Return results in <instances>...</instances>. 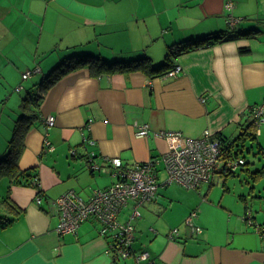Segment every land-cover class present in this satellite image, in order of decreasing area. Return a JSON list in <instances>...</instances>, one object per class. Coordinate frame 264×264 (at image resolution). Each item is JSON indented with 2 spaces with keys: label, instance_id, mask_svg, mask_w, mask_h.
Here are the masks:
<instances>
[{
  "label": "crops",
  "instance_id": "obj_1",
  "mask_svg": "<svg viewBox=\"0 0 264 264\" xmlns=\"http://www.w3.org/2000/svg\"><path fill=\"white\" fill-rule=\"evenodd\" d=\"M229 1L231 10L225 8ZM229 16L241 20L235 29ZM220 32H229V39L203 43ZM187 42L194 48L167 57L171 47ZM87 56L107 62L149 58L155 67L170 58L172 67L155 74L97 73L96 65L84 64L55 78L63 63ZM175 66L181 70L167 76ZM0 72H32L22 81L3 76L4 83L21 92V83L31 79L34 86L24 88L26 96L42 98L30 108L40 118L55 119L50 129L41 119L31 125L19 160L21 169L37 172L42 204L35 202V189H9V179L0 176L6 183L0 200L10 194L0 203V215L14 219L0 228V264H139L134 257L113 260L112 239L100 235L93 218L75 234L59 236L51 201L69 191L88 200L94 190L115 184L106 158H120L125 165L160 158L207 130L235 142L253 123L251 109L264 105V0H0ZM21 113L0 137V159ZM144 124L149 135L138 138ZM159 132L177 136L161 138ZM47 133L54 151L44 146ZM257 145L264 153V122ZM89 153L101 170L90 169ZM258 161L259 167L248 161L233 175L217 170L200 192H185L190 198H173L170 185L162 187L133 219L134 251L149 252L151 264H264V240L256 231L264 224V188L256 183L264 173L252 178L264 168V157ZM229 176L249 186L241 187L239 197ZM219 181L220 197L213 189ZM132 207L131 202L121 212V222L130 219ZM193 211L199 234L186 224ZM174 229L179 235L171 239Z\"/></svg>",
  "mask_w": 264,
  "mask_h": 264
},
{
  "label": "built area",
  "instance_id": "obj_2",
  "mask_svg": "<svg viewBox=\"0 0 264 264\" xmlns=\"http://www.w3.org/2000/svg\"><path fill=\"white\" fill-rule=\"evenodd\" d=\"M233 2L229 1L225 8L231 10ZM241 20L232 16L228 18L230 28H234ZM181 70L175 66L167 76L175 77ZM32 72L23 75L26 79ZM205 103L206 99L201 98ZM253 116L252 129L250 130L259 136L260 126L264 122V105L251 109ZM54 117L43 118L48 129L54 124ZM150 126L144 124L139 126L136 135L143 138L149 135ZM161 138L176 137L172 132H159L155 134ZM85 143L94 145V141L85 140ZM44 146L48 151H54L55 147L49 139V133L44 137ZM245 143H227L223 138L214 136L209 130L199 138L187 139L184 145L175 147L166 152L160 158L150 159L144 162H134L125 165L120 158H106L114 176L117 177L115 184L105 189L94 190L90 199L85 200L75 191H69L55 200L51 201V210L58 218L56 232L59 236L75 234L81 225L93 218L99 223L100 235L110 237L112 242L108 245V251L113 260L127 259L134 257L137 263L147 261L151 264L150 254L147 251L136 252L133 245L135 241V226L133 219L141 217L140 207L151 202L162 187L178 184L188 190H200L209 183L217 170L226 175L235 174L248 164L246 157L241 154ZM71 154L75 155L76 150L72 149ZM94 153L88 154V165L92 171L101 170ZM161 168L165 173L163 181L160 180ZM44 197L37 195L35 202L38 206L42 204ZM133 203L130 219L121 222V212ZM197 216L193 211L186 220L187 226L191 227L193 233H201L202 229L193 225ZM251 214L247 213L245 218L250 219ZM249 222H251L249 220ZM257 234L264 240V224L258 225ZM179 235L178 229L170 233L174 239Z\"/></svg>",
  "mask_w": 264,
  "mask_h": 264
},
{
  "label": "trees",
  "instance_id": "obj_3",
  "mask_svg": "<svg viewBox=\"0 0 264 264\" xmlns=\"http://www.w3.org/2000/svg\"><path fill=\"white\" fill-rule=\"evenodd\" d=\"M230 29H235V27ZM245 33L249 34L251 33V31ZM228 35L229 32L225 34L223 32L216 33L215 35H211L205 38V41H203V43L212 44L221 39L222 40L229 39ZM193 45H194L193 43L187 42L173 46V48L172 47L170 48L171 50L169 51L167 57H172V56L174 57L175 55L191 50L194 48ZM248 51H249L248 49L241 50V52H248ZM171 62L172 61L169 58V60L166 63L155 67L151 64L149 58H142L130 62H115V61L107 62L101 58L92 57V56L75 57V58H71L70 60H68L67 62L61 65V68L59 69L60 72L58 73V75L55 76V78L56 77L59 78L67 71L84 64H90L91 66L96 65L97 73H101L102 71L110 72V73L116 71H120V72L142 71L147 74H155V73H161L162 71L171 68L172 67ZM50 82L51 81L48 82V85L50 84ZM41 98L42 97L40 96V94L39 96H35L34 100H32V98L28 96L23 98L22 103L20 105L22 113L19 116L18 120L16 121L13 137L9 142V145L6 150V154L0 159V176H5L9 179V189H11L12 186L29 187L35 189L37 195L45 197L43 190L40 186V178L37 172L33 169H21L19 166V160L24 150V139L29 128L38 119H41L43 121V118H40L38 113L32 111V109L30 108V105L37 104V102ZM251 126L252 125H249L247 128H245V130L241 133V135L238 137V139L235 142H241L244 144L250 140L253 143L252 144L253 148L256 147L257 149V152L255 154L264 155L263 149L259 145H257V136H255V134L250 131L252 129ZM263 173H264V168L256 170L252 173V178L260 176ZM6 197L0 200L1 204L2 203L5 204L8 202L10 198V194H8ZM13 220L14 219H10L9 217L2 215L0 220V228L11 224Z\"/></svg>",
  "mask_w": 264,
  "mask_h": 264
},
{
  "label": "rangeland",
  "instance_id": "obj_4",
  "mask_svg": "<svg viewBox=\"0 0 264 264\" xmlns=\"http://www.w3.org/2000/svg\"><path fill=\"white\" fill-rule=\"evenodd\" d=\"M7 73V75L5 74ZM28 72H0V137L2 136V134L5 132V130L7 129V126H9V123H14V121L16 120L17 116L20 114V105L22 102V99L27 97V93L26 90H24V88H26L27 86L33 88L34 84L30 83L32 80H26L23 83H21L22 85V90L21 92L17 90L18 86H9V84H5L4 83V78H7L8 80L13 79L14 81H16L19 77V81H22V75L23 74H27ZM36 76V75H34ZM33 76V77H34ZM35 78H40L41 80V76L40 77H35ZM20 84V82L18 83V85ZM29 84V85H28ZM38 92L36 91V94ZM12 120V121H11ZM11 125V124H10ZM14 126V125H13ZM13 126H11L13 129ZM252 142L249 140L245 143V146L241 151V154L246 157V159L250 162V166L251 167H259V161H258V157L260 156V159H262L264 157L263 154L260 155H256L255 152H257L256 147L253 148L252 146ZM164 172L163 169L161 168L160 171V175L161 177H164V174L162 173ZM161 180V179H160ZM164 180V179H163ZM161 180V181H163ZM7 182V181H4ZM220 184H218L216 187H213V189H215L214 191V196H221V194L223 193V189H222V183L221 181H219ZM260 182V188L263 189L264 188V175H262L257 181L256 183ZM228 183H232L231 185V191L234 190V192H236L235 195H237V197H239L240 194V189L243 185L245 184V180L239 177H232L229 176L228 178ZM3 184L6 185V183H1L0 182V189H3ZM251 184H253L251 182ZM248 186V185H246ZM249 187V186H248ZM168 188H172L171 190V195L173 198H178L181 196H185V198H190L191 195L186 194L185 192H193V193H198L200 192L199 190H188L186 188H183L180 185L177 184H172L170 185ZM247 190H249V188H247ZM202 191V190H201ZM205 193V192H204ZM232 194V193H231ZM204 194H202L203 196ZM228 196H232V195H228ZM2 215H0V220H1Z\"/></svg>",
  "mask_w": 264,
  "mask_h": 264
}]
</instances>
